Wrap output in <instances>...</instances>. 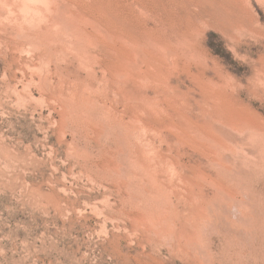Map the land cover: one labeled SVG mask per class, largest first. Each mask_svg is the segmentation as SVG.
<instances>
[{
  "label": "rangeland",
  "instance_id": "374dc122",
  "mask_svg": "<svg viewBox=\"0 0 264 264\" xmlns=\"http://www.w3.org/2000/svg\"><path fill=\"white\" fill-rule=\"evenodd\" d=\"M0 264H264V0H0Z\"/></svg>",
  "mask_w": 264,
  "mask_h": 264
},
{
  "label": "bare ground",
  "instance_id": "6f19581e",
  "mask_svg": "<svg viewBox=\"0 0 264 264\" xmlns=\"http://www.w3.org/2000/svg\"><path fill=\"white\" fill-rule=\"evenodd\" d=\"M28 2V1H27ZM27 4V3H26ZM23 5V4H22ZM28 5V4H27ZM26 5L24 4V7H25ZM28 8H30V7H28ZM25 9V8H24ZM40 9V8H39ZM27 10V9H26ZM37 11V10H36ZM62 11V10H61ZM60 11V12H61ZM33 12V11H32ZM70 14V13H69ZM71 15V14H70ZM67 17V16H66ZM65 17V18H66ZM69 18V17H68ZM77 18V17H76ZM26 19H27V17H26ZM71 19V18H70ZM69 20V19H68ZM83 20V19H82ZM27 22V21H26ZM92 22V21H91ZM60 23V22H59ZM70 25V24H69ZM95 26V25H94ZM42 29V28H41ZM47 33H48V31H47ZM73 33V32H72ZM108 33V32H107ZM106 33V34H107ZM49 34V33H48ZM34 35V34H33ZM105 35V34H104ZM45 36V35H44ZM52 36V35H51ZM40 37V36H39ZM43 37V36H42ZM47 37V36H46ZM95 39V38H94ZM97 39V38H96ZM106 39V38H105ZM62 40V39H61ZM74 42V41H73ZM65 45V44H64ZM103 45H104V43H103ZM93 53V52H92ZM97 55V54H96ZM193 57V56H192ZM129 68V67H128ZM127 68V69H128ZM116 74V73H115ZM120 74V73H119ZM122 77V76H121ZM127 79V78H126ZM127 81V80H126ZM156 99V98H155ZM154 99V100H155ZM151 103V102H150ZM152 105V104H151ZM103 122V121H102ZM106 124V123H105ZM104 125V123L102 124V126ZM142 125V124H141ZM141 125H139V126H141ZM221 125H223V124H221ZM220 126V125H219ZM104 128V127H103ZM227 128V127H226ZM216 129V128H215ZM223 129V128H222ZM145 130H147V128L145 129ZM214 130V129H213ZM248 135V134H247ZM120 136V135H119ZM237 137H239V136H237ZM241 138V137H240ZM123 140V139H122ZM245 140V139H244ZM214 141V140H213ZM150 143V142H149ZM152 144V143H151ZM124 147V146H123ZM251 149V148H250ZM234 150V149H233ZM118 151V150H117ZM237 151V150H236ZM250 151V150H249ZM152 152V151H151ZM234 152V151H233ZM144 153V152H143ZM144 154H146V153H144ZM229 154V153H228ZM233 154V153H232ZM236 155H238V154H236ZM246 155V154H245ZM135 156V155H134ZM138 157V156H137ZM154 157V156H153ZM219 157V156H218ZM135 158V157H134ZM233 158V157H232ZM235 159V158H234ZM242 159V158H241ZM137 160V159H136ZM155 160V159H154ZM154 162V161H153ZM217 162V161H216ZM229 162V161H228ZM254 162V161H253ZM239 165V164H238ZM253 166V165H252ZM171 169V168H170ZM241 170V169H240ZM154 171V170H153ZM148 172V171H147ZM230 176V175H229ZM236 176V175H235ZM233 178V177H232ZM230 179V178H229ZM181 182V181H180ZM163 194V193H162ZM166 196V195H165ZM167 197V196H166ZM170 199V198H169ZM245 199V198H244ZM197 200V199H196ZM137 201V200H136ZM165 203V202H164ZM147 204V203H146ZM170 204V203H169ZM168 211H171V210H168ZM148 215V214H147ZM162 215V214H161ZM149 216V215H148ZM232 216V215H231ZM169 218V217H168ZM173 221V220H172ZM149 222V221H148ZM152 222V221H151ZM142 224H144V223H142ZM168 225V224H167ZM156 227V226H155ZM169 227V226H168ZM197 228V227H196ZM155 229V228H154ZM169 229V228H168ZM154 231V230H153ZM160 231V230H159ZM163 231V230H162ZM163 233V232H162ZM171 234V233H170ZM167 236V235H166ZM187 238V237H186ZM185 238V239H186ZM199 241V240H198ZM187 243V242H186Z\"/></svg>",
  "mask_w": 264,
  "mask_h": 264
}]
</instances>
